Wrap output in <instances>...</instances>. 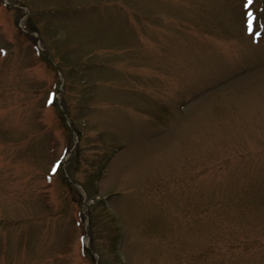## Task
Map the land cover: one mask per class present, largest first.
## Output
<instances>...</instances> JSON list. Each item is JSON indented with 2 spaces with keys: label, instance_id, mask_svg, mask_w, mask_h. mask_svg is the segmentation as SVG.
I'll use <instances>...</instances> for the list:
<instances>
[{
  "label": "rangeland",
  "instance_id": "1",
  "mask_svg": "<svg viewBox=\"0 0 264 264\" xmlns=\"http://www.w3.org/2000/svg\"><path fill=\"white\" fill-rule=\"evenodd\" d=\"M244 2L0 0V264H264Z\"/></svg>",
  "mask_w": 264,
  "mask_h": 264
},
{
  "label": "snow or ice",
  "instance_id": "2",
  "mask_svg": "<svg viewBox=\"0 0 264 264\" xmlns=\"http://www.w3.org/2000/svg\"><path fill=\"white\" fill-rule=\"evenodd\" d=\"M249 3H251V0H248ZM247 6V5H246Z\"/></svg>",
  "mask_w": 264,
  "mask_h": 264
}]
</instances>
